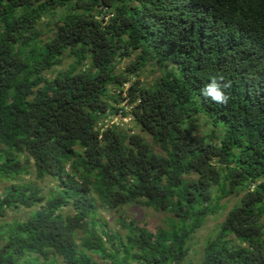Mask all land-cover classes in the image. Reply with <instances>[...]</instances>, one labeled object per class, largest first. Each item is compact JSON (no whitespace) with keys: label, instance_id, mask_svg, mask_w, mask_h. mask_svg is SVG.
<instances>
[{"label":"trees","instance_id":"1","mask_svg":"<svg viewBox=\"0 0 264 264\" xmlns=\"http://www.w3.org/2000/svg\"><path fill=\"white\" fill-rule=\"evenodd\" d=\"M0 179V264H183L230 196L202 264H264V0H0ZM129 203L172 217L98 215Z\"/></svg>","mask_w":264,"mask_h":264},{"label":"rangeland","instance_id":"2","mask_svg":"<svg viewBox=\"0 0 264 264\" xmlns=\"http://www.w3.org/2000/svg\"><path fill=\"white\" fill-rule=\"evenodd\" d=\"M56 19L53 20L52 24L55 23ZM50 24V23H48ZM71 61V58H67L64 61V64L61 66H58L55 71H57L59 68H65L68 63ZM129 59H125L121 64L120 68L125 67ZM159 70L157 69V66L154 65H148L141 73L139 79L141 83L144 84H150L153 82V80L158 76ZM129 86V84H127ZM115 122H123L125 127H133L134 122L131 120V116H115L113 119ZM135 131H139V129L134 126ZM146 138L151 141L150 136H146ZM157 150H159L158 147H156ZM34 171V169L32 168ZM24 181H36L40 183L44 187V192L49 195V191L52 188H55L56 182L52 177H46L43 181L36 180L34 174L29 175H23ZM10 180H3L0 179V193L2 192V189L10 184ZM239 196H230L221 201V204L223 205L218 212L214 214H210L205 221V224L202 228H200L192 238V240L189 242V253L186 256L183 264H202L203 259V253H204V246L205 242L208 238L215 235L218 225L222 222V220L225 218L227 212L238 203ZM34 210V208H26L23 207L18 210H8L7 215L5 219L7 221H12L13 219H26L30 213ZM72 209L69 207H66L64 209L65 213L71 212ZM125 214L130 219H134L139 223L140 225H146L151 229H156L158 227H166L168 225L169 218L172 217V214L165 211H157L151 207H146L143 205L135 204V203H129L122 208L119 209H109L103 206H100L98 208V215L99 217L107 222L109 227L120 233L124 234L126 232V229L121 225L120 223V215ZM83 236L82 232H78V241L80 242V238ZM92 256L99 262L100 264L104 263V260L96 253L91 252ZM60 264H66L62 257H59Z\"/></svg>","mask_w":264,"mask_h":264},{"label":"clouds","instance_id":"3","mask_svg":"<svg viewBox=\"0 0 264 264\" xmlns=\"http://www.w3.org/2000/svg\"><path fill=\"white\" fill-rule=\"evenodd\" d=\"M230 86L224 77L218 75L209 76L207 82L200 89V95L203 98L210 99L217 104H224L228 101L226 89Z\"/></svg>","mask_w":264,"mask_h":264},{"label":"built area","instance_id":"4","mask_svg":"<svg viewBox=\"0 0 264 264\" xmlns=\"http://www.w3.org/2000/svg\"><path fill=\"white\" fill-rule=\"evenodd\" d=\"M124 117H125V116H124ZM114 118H115V117H114ZM114 118H113V119H114ZM113 121H114V120H113Z\"/></svg>","mask_w":264,"mask_h":264}]
</instances>
